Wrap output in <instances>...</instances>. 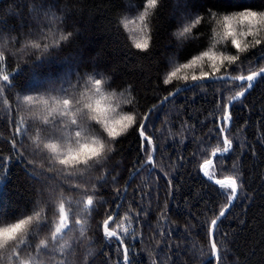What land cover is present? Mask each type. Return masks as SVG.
I'll list each match as a JSON object with an SVG mask.
<instances>
[{"label":"trees","instance_id":"trees-1","mask_svg":"<svg viewBox=\"0 0 264 264\" xmlns=\"http://www.w3.org/2000/svg\"><path fill=\"white\" fill-rule=\"evenodd\" d=\"M32 4L43 5L45 12L55 9L53 13L59 20L52 19L50 24L49 20H43L44 27H41L31 16ZM244 9L264 10V0H158L155 8H149L147 0H0V28L12 30L5 32L11 41L7 42L3 67L13 72L17 67L22 69L11 98L14 100L23 94L38 98L18 115L0 109V163L3 165L0 227L41 208L44 217L26 240L17 242L16 235L0 245V252L4 253L0 264H24L25 258L30 264H119L123 247L115 239L106 237L102 228L106 214H113L121 201L117 198V189L127 199L123 200L118 220L116 216L110 228L118 232L134 264H211L206 229L227 204V199L218 190L219 186L203 176L200 165L205 159L213 160L209 171L216 179L239 173L242 181L241 198L218 224V241L223 242L220 264H264V139H261L264 137V79L233 105V121L226 132L233 141V150L225 154L222 162L219 155L211 156L209 148V145L217 146L220 135L216 123L222 122V112L217 102L222 108L227 97L239 90L235 87L239 82L223 86L204 84L197 91L183 92L171 99L172 102L161 105L163 97L191 83V74L194 71L198 74L200 70L196 66L183 70L171 84L165 85L164 76L173 70L171 60L187 63L203 51H209L217 55H239V61L229 66L226 73L222 69V74L248 75L264 67V43L252 46L253 37H239L242 47L246 46L239 52L230 37L217 35L223 31L217 26V19ZM210 12L216 15H209ZM144 13H147L145 19L140 21L139 16ZM197 16L200 24L195 23ZM186 18L192 24V32L178 47L173 32ZM125 23L135 34H129ZM57 25L64 31H74L75 35L59 49H50L48 60L38 66L36 51L29 54L24 50L25 37L44 40L45 35L38 33L30 37L29 34L37 33V26L43 33L48 29L56 32ZM140 27L151 36L147 53L135 49ZM256 38L264 39V33ZM203 63L205 70H209L210 62ZM96 72L111 77L102 91L105 95L113 90L117 93L116 98L107 102L114 109L111 113L114 118L135 114L139 123L153 109L147 127L157 147L156 171L151 178L142 171L126 192L131 174L145 162L135 126L115 140L107 138L114 145V152L99 171L93 166H57L38 141H31V137L42 132L47 138V133L62 125L65 114L72 111L70 108L67 112H53L55 103L50 97L33 90L50 79L58 80L68 74L72 84L83 91V83H76L78 78ZM184 75L189 76V81L182 79ZM31 81L37 85L29 87ZM40 97L48 100V104L40 102ZM125 100L131 102L125 103ZM23 116L32 123V129L23 147L15 145L17 155L12 145L15 131L12 121ZM93 128L98 134L93 139L107 137L102 126L94 122ZM29 163L32 168L28 167ZM33 168L35 174L42 169L57 177L49 181L57 189L54 196L50 195L51 189L29 178L26 169L33 171ZM111 177L118 183H112ZM101 179H108L109 183L101 187ZM89 195L97 200V210L90 214L86 231L81 232L85 220L81 201H86ZM60 204L64 206L65 218L57 230L61 223ZM126 215L130 221L125 219ZM123 227H128L129 233L122 234ZM43 236H48V240L42 244Z\"/></svg>","mask_w":264,"mask_h":264},{"label":"snow or ice","instance_id":"snow-or-ice-1","mask_svg":"<svg viewBox=\"0 0 264 264\" xmlns=\"http://www.w3.org/2000/svg\"><path fill=\"white\" fill-rule=\"evenodd\" d=\"M149 8H155L158 4V0H147ZM44 6L37 4L36 7L31 12V16L33 19L38 20L40 15H43L46 20H49V24L52 19L59 20L56 17V14L50 11H43ZM147 13L141 14L139 16L140 21H144L145 15ZM191 15V14H189ZM209 15H216V13H209ZM216 24L223 31L218 32L217 35L221 37H230L231 44L235 47L239 52H243L245 47H242V41L239 37H253L254 40L252 42V46L260 45L264 43V39L256 38L260 33H264V10H253V9H244L239 11H234L231 15H223L219 19H217ZM128 23H132V21H128ZM195 23L200 24V17L195 18ZM39 24V23H38ZM48 27V25H45ZM127 27V24H125ZM11 32L10 29L0 28V38L5 37V32ZM138 35L135 38V49L140 50L141 52H149L150 49V41L151 36L145 30L144 27H140L137 29ZM192 32V24L190 20L187 18L185 22L181 24L180 28L173 32V36L177 41V46L181 47L183 43L189 39V34ZM45 35V33L40 32L39 27L37 26V33H30L31 36H35L37 34ZM48 39L51 44V49H57L55 44L57 41L53 38L52 34H49ZM67 38L61 33L59 36V41H64ZM31 45L33 48L39 50L42 55L37 58L38 66L43 64L48 60V52H49V44H45V47L41 49L40 43L38 39L29 38L26 41V46ZM7 49V41L0 42V50ZM8 50V49H7ZM5 54H0V109H3L4 112L16 113L17 115L24 107L32 105L38 98L34 97L32 94H23L21 96H17L14 100L11 98V93L16 88V79L19 73L22 72V69L19 67L16 68V71L13 72L11 70L5 71L3 64L5 62ZM240 57L238 54L232 55H217L214 52L203 51L201 54L194 56L187 63H179L171 60L169 64L172 66L171 71H169L163 78V83L165 85L171 84L174 78H178V73L183 70L192 69L193 66L199 68L198 74L194 71L190 80L191 83H186L184 87L177 88L175 92H169L168 96L163 97L161 101L162 104L170 103L172 100L170 98H174L177 95L183 92L189 91H197L202 88L205 83L208 85H228L234 82H239L235 85L236 89L234 95H230L227 97V102L224 103L223 107H220L219 101L217 102V108L219 112H222V122L218 121L216 123V127L219 131V136L217 137L218 144L216 147L211 149V156L219 158L221 162L225 154H228L233 150V141L228 138V135L225 133L229 130V127L233 121V117L230 111V108L233 102L241 101L242 97H245L246 92L254 87V82L258 80V78L264 79V67H260L258 71H253L248 75H227L222 74V69L224 73L227 72V68L233 64H236L239 61ZM205 60L210 62L208 64L209 70H205V64L203 63ZM91 77V79H88ZM104 77V74L100 72H96L94 74H85V77L78 78L77 84L81 82L85 87H91L94 89L91 95H87L86 98L82 96V99H86V107L88 109V116L94 121L97 125L102 126L105 132L107 133V137L104 139H92L89 143L95 148V151L82 156L81 159L87 161L88 159L95 157L93 167L97 171L100 170L105 165L108 157L105 158L103 153L105 150L104 141L107 140L108 137L112 138V140L117 139L121 135L125 134L130 128L133 126L136 127L139 137H140V146L142 152L145 154V162L139 168H137L131 175L132 178L135 179L137 176L141 175V172H145L151 178L155 173L156 168V153L157 147L155 141L153 139V135L148 133L147 125H150L151 121L149 118V113L153 112V109L149 110V113H145L141 118L139 123H137V117L135 114H126L121 115L118 119L114 118L111 113L114 111L111 107L107 105L112 98L117 97V93H111L110 95H105L102 91L101 87V79ZM184 81H189V76L184 75L182 77ZM68 85V87H65ZM108 86V85H107ZM79 88L76 84H72L70 75L66 74L62 76L58 80H48L47 82L38 86L37 89L33 91H39L42 93H46L50 99L55 103V106L52 108L53 112L56 111H69L70 102L65 97H68L73 94L74 91H78ZM122 96L123 93H120ZM98 97V98H97ZM40 102L47 105L48 100H44L42 97L39 98ZM130 100H125V103H130ZM155 107V106H154ZM13 126L15 131L12 134V145L13 149L17 151V155H19L18 149L15 148V145H19L23 147L25 140L30 139L29 133L32 129V123L30 121H26L25 117H19V119H13ZM7 123V120L5 121ZM27 125V127H25ZM103 135V134H101ZM264 139V137H261ZM108 141V140H107ZM111 143V141H108ZM145 142H147L148 147L145 148ZM222 145V147H221ZM38 147V145H37ZM50 152H55L57 157L60 155V150L57 145L49 144L45 146ZM24 158V157H20ZM0 161H2V157H0ZM26 163H28L26 161ZM213 161L211 159H205L203 164L200 165V168L204 174L208 178L210 182H212L215 186H219L218 190L226 197L227 204L222 207L218 214L215 215V218L210 220V223L207 226L206 233L209 241V261L211 264H219L221 261V247H223V242L218 241V221H221L222 218L225 217L226 212H228L229 208L233 206V203L238 201L242 193L238 195V192L241 188L242 181L239 178V173H234L232 175L227 176L225 179H216L215 174L210 172L209 169L212 167ZM29 168H32V164H28ZM235 167V165L233 166ZM3 172V165L0 163V173ZM27 175L30 179L35 180L37 183L44 185L45 187L51 189L50 195L55 194L57 189L53 188V186L49 183V181L57 179L55 175H49L47 171L40 169L38 174H35V168L33 171H27ZM167 175V174H165ZM2 180V177H0ZM112 183H118L115 177H111ZM109 183L108 179H101L100 186L103 187ZM169 185V189H171L172 181L169 179L167 181ZM118 199L126 200V195L119 194L120 190L117 189ZM126 192V189H125ZM97 200H94L91 195H89L86 201H81V205L83 208V213L85 215L84 223L81 225V232L86 231V225L88 223L89 216L92 212H95ZM107 203V202H105ZM121 205H117V220H118V212ZM166 207V205H165ZM142 211H146L142 209ZM43 212L41 208L40 211H35L34 214L39 216ZM58 212L61 216V223L57 225V230H59L63 226L64 216V206L60 204L58 207ZM26 219L19 218L8 224L7 226L0 227V234H3V239L0 240V245L6 244L9 239L18 235L25 226L31 221V216H25ZM126 220L130 221V217L125 216ZM113 221V214L111 212L106 214V218L103 221L102 228L104 235L109 238H114L118 236V232L116 230L110 229V223ZM130 229L128 227H123L121 232L122 234L129 233ZM118 244H123L122 240H117ZM94 264V262H93ZM107 264V262H106ZM119 264H134V258L130 259L129 249L125 245L122 251V258L119 260ZM208 264V262H206Z\"/></svg>","mask_w":264,"mask_h":264},{"label":"clouds","instance_id":"clouds-1","mask_svg":"<svg viewBox=\"0 0 264 264\" xmlns=\"http://www.w3.org/2000/svg\"><path fill=\"white\" fill-rule=\"evenodd\" d=\"M36 5H30V10L35 8ZM48 11L53 12L55 9H49ZM35 20V19H34ZM43 20H46L45 17L36 20L37 23L41 24V27H44L42 23ZM63 34L67 39L64 41H59L60 34ZM49 34L53 35V38L57 41L55 47L59 49L62 44H66L71 41L74 37V31H64L62 26L57 25V31L53 32L52 29H48L47 33H45V39L40 40V47L43 49L45 44H49V50L51 49V44L48 39ZM29 38L26 36L24 41V50L31 54L33 50L37 53V58H39L41 53L39 50L33 48L31 45L26 46V41ZM7 41L10 43L11 38L9 36H5L2 41ZM7 49L0 50V54H5ZM88 79H91L89 77ZM111 77L108 75H104L101 79V87L106 88L107 85L110 83ZM94 89L91 87H85L84 90L74 91L72 95L68 96L66 99L70 102V108L72 111L66 113V119L63 121L62 125L57 126L51 129L47 133V138H45L44 133L42 132L40 136H33L31 137L32 143H36L37 141L40 145L44 148L45 152L51 154L53 158V163L57 166L63 167H82V166H92L94 163L95 157L88 159L87 161L81 159L82 156H85L93 151L95 148L89 143L93 137H97V133L93 128L94 121L88 116V109L86 107V99H82L81 97L84 96L86 98L87 95H91ZM112 93H116L115 90ZM31 115V114H29ZM51 123V122H49ZM101 139V138H96ZM105 143V150H104V157L107 158L114 152V145L109 143L107 140L104 141ZM49 144L57 145L60 150V155L57 157L55 152H50L45 146ZM78 161V163H77ZM31 221L25 226V228L18 233L17 235V242H22L26 240L32 230V228L41 221L43 217V212L39 216L35 214H30ZM27 217H23L22 219H26ZM48 240V236L41 237V243H46ZM4 256L3 252H0V258ZM24 264H30V261L25 258Z\"/></svg>","mask_w":264,"mask_h":264},{"label":"water","instance_id":"water-1","mask_svg":"<svg viewBox=\"0 0 264 264\" xmlns=\"http://www.w3.org/2000/svg\"><path fill=\"white\" fill-rule=\"evenodd\" d=\"M261 78H258V80L256 81V82H254V86L257 84V82L260 80ZM238 82V81H237ZM205 84H207V83H205ZM253 89V88H252ZM252 89H250L248 92H246V94H245V97L247 96V94L252 90ZM176 91V90H175ZM174 91V92H175ZM245 97H242L241 98V100L243 99V98H245ZM170 99H173V98H170ZM235 103H237V102H233V104H232V106H231V108H230V111H231V109H232V107H233V105L235 104ZM161 105H165V104H162L161 103ZM225 135H226V133H225ZM213 161V160H212ZM202 174H203V172H202ZM203 176H204V174H203ZM207 180H208V178L206 177V176H204ZM226 178V177H225ZM225 178H222V179H225ZM132 180H133V178H132V175H131V177H130V179H129V181H128V184H127V187H126V191H127V189H128V187H129V185H130V183L132 182ZM212 183V182H211ZM239 192H240V190H239ZM239 192H238V195H239ZM122 202H123V200H121L120 202H119V204L118 205H122ZM234 204H235V202L233 203V206H234ZM233 206L231 207V208H229V210H228V212H226V215H225V217L228 215V213L230 212V210L233 208ZM121 208V207H120ZM120 208H119V210H120ZM218 214V213H217ZM117 216V208H116V210H115V212L113 213V220L115 219V217ZM224 217V218H225ZM214 218H215V216H214ZM224 218H222V220L224 219ZM219 222L220 221H218V224H219ZM111 224V223H110ZM111 229V228H110ZM111 230H113V229H111ZM113 239H115L116 241L117 240H121V238L119 237V236H117V237H114ZM122 245V247H124L125 245L124 244H121ZM203 264H205V263H203ZM219 264H220V262H219Z\"/></svg>","mask_w":264,"mask_h":264},{"label":"rangeland","instance_id":"rangeland-1","mask_svg":"<svg viewBox=\"0 0 264 264\" xmlns=\"http://www.w3.org/2000/svg\"><path fill=\"white\" fill-rule=\"evenodd\" d=\"M126 24V23H125ZM128 27H126L127 31L129 32V34L131 33L132 35L135 34L134 33V29H130V25L127 24ZM136 32V31H135ZM137 34V32H136ZM34 85H37V83L35 81H31V83L29 84V87H32Z\"/></svg>","mask_w":264,"mask_h":264}]
</instances>
